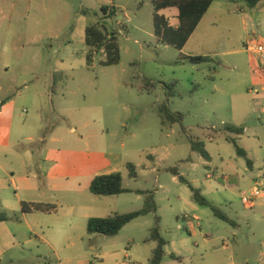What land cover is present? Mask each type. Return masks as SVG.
<instances>
[{
    "label": "rangeland",
    "instance_id": "1",
    "mask_svg": "<svg viewBox=\"0 0 264 264\" xmlns=\"http://www.w3.org/2000/svg\"><path fill=\"white\" fill-rule=\"evenodd\" d=\"M112 3L116 15L102 19L101 8ZM215 6L217 14L210 13L180 50L157 40L152 0H0V213H13L9 205L17 202L11 173L37 176L42 139L53 134L95 138L97 148L124 153L139 174L126 175L124 186L153 193L158 205L156 214L113 237L88 234L83 224L65 240L61 231L80 220L64 218L59 227L56 216L44 215L55 227L47 237L53 248L34 235L28 242L24 224L9 229L0 223V264H150L155 215L168 241L162 264H229L232 258L264 264V199L252 208L242 200L264 170V92H252L258 88L249 79L256 55L244 46L248 38L264 37V3L251 8L246 0H217ZM98 22L117 33L118 64L104 65L103 51L88 59L85 31ZM197 56L212 61L189 60ZM149 82L154 88L147 91ZM163 106L182 114V122L163 125ZM190 138L205 143L210 163L192 151ZM229 139L247 152L251 167ZM174 167L229 221L198 204L188 185L168 171ZM18 193L46 197L61 204L62 213L82 203L46 185ZM144 198L133 192L116 206L120 213L138 211ZM16 230L21 243L12 236Z\"/></svg>",
    "mask_w": 264,
    "mask_h": 264
},
{
    "label": "crops",
    "instance_id": "2",
    "mask_svg": "<svg viewBox=\"0 0 264 264\" xmlns=\"http://www.w3.org/2000/svg\"><path fill=\"white\" fill-rule=\"evenodd\" d=\"M235 1L237 0H233V1L230 0V2H235ZM216 3L217 0H215L212 3L208 12L202 18L200 24L210 13L217 14V12L219 11L217 7L219 6H215ZM262 3H264V0H260L257 3V5H255V7H258ZM112 7L117 8V5L112 3ZM239 10L245 12L246 8L242 6L240 7ZM165 12H167V15L163 14ZM159 14L163 15L168 20L170 17L173 18L176 24L173 25L171 24L172 22L169 21L171 22L170 24L174 27L178 26L179 10L177 7H169L166 9H162L159 11ZM200 24L198 26H200ZM255 60H256V64L252 67V72H250L249 74V79L252 81V83H254L255 86H258V88H264V71L260 69V63L257 59V56ZM7 69L8 67L4 68L5 71H7ZM262 92H264V90H262L258 94V97L261 96ZM262 98H264V95L261 96V99L259 101L260 103L263 101ZM2 106H5V104L3 103ZM2 106L0 108H2ZM42 140L43 143H45V145L40 150V165L38 168L39 174L37 176H31L30 174H26L17 177L13 175V173H11L12 177L10 178L9 182L12 184V186L17 192L16 193L17 202L16 203L13 202L12 204L9 205L10 208H12L11 210L13 213H6L13 219L3 222V223H8L9 229H14V226H11L14 222L24 224L28 230V237H29L28 242L31 241V238L34 235L37 236V238L40 241L47 243L49 246H51L50 241H48L47 237L50 236L48 235L49 231L54 230L55 227L43 218L44 215L56 216L57 220L55 223H57L56 225H58L59 227L60 224L63 223L62 221L64 218L69 217L70 220H75V221L79 219L81 225L77 223L75 225V223L72 224L69 222L68 223L69 230L61 231V238H64L65 240H69L73 236H76L75 235L76 228L77 229L80 228V230H82L83 224L87 226V222L90 218L107 217L114 213H120L118 211L119 210L118 207L116 206V203L119 202V197L133 193V189L124 186V188L132 190V192L118 196L105 197V196H96L92 194L90 192V186L93 179L99 175H109L113 173L122 172L123 177H125L126 175L128 176V173L124 170V164L128 162L124 153L120 151L112 152L109 149L97 148L96 143L98 142V139L95 138L93 139V141H91L90 138H85V137H80L77 139H71V138L69 139L64 135L56 136V134H53L49 139L44 137ZM79 141L80 143H84V144L80 145L78 143ZM55 143H63L65 145H63L64 147H58L55 145ZM179 174L184 177L183 173H179ZM174 180L178 181L179 177L174 176ZM45 185L47 186L48 190L54 193H59L60 196H63L65 194H71L77 197L78 200L81 201L82 203L81 204L71 203L69 204L70 210L68 212L62 213L63 207L61 206V204L60 205L52 204L51 201L46 199V197L44 199H42V197H39V199H23L20 197L18 193L20 192V190H22L25 193L36 192L40 190V186H45ZM123 185H124V180H123ZM134 192L136 193V191ZM136 194L141 196V194L138 193ZM23 202L43 204L49 207L51 211L49 212L34 211L32 213H22L21 208ZM17 212H19V215L16 214ZM75 212L78 213L77 217L72 214ZM18 232H19L18 230L14 231L12 233V236L15 238L16 243L18 242L21 243L22 241H17L18 238H21L19 237ZM20 236H22V234H20ZM79 236H81V234ZM166 247H165V251H166ZM51 248L53 247L51 246ZM227 248H229V245L227 246ZM123 264H127V263H123ZM229 264H238V263L232 258L230 259ZM246 264H249V262L246 261Z\"/></svg>",
    "mask_w": 264,
    "mask_h": 264
},
{
    "label": "trees",
    "instance_id": "3",
    "mask_svg": "<svg viewBox=\"0 0 264 264\" xmlns=\"http://www.w3.org/2000/svg\"><path fill=\"white\" fill-rule=\"evenodd\" d=\"M215 0H152L154 7V31L157 40L169 46H173L182 50L187 44L192 34L196 31L202 18L208 12L210 6ZM233 1V0H232ZM249 7H255L260 0H246ZM169 7H177L179 10L177 27L172 26L169 20L163 15L159 14V11ZM103 14L102 19L111 18L116 15L117 10L115 7L103 6L101 8ZM85 44L90 48L88 55L89 61L92 60L94 54L103 51L107 60L103 62L104 65H115L120 61V49L118 45V38L116 32L108 33L106 27L98 22L95 25L88 27L85 31ZM192 63L200 64L212 61L211 57H189ZM149 86L146 87L147 91L153 89L154 83L149 82ZM169 88L168 95L173 96L174 92ZM162 117V123L164 124H176L182 122V114H171L166 106H163L160 110ZM228 131L242 135L245 129L237 126H229L226 128ZM191 149L193 152L200 155L203 159L210 162L211 156L206 150L205 143L199 140L189 139ZM234 144L237 154L244 157L247 160L249 167L252 166L251 160L248 158V154L244 149H241L235 139H229ZM124 170L128 173L129 178L137 179L139 174L137 166L131 162L124 164ZM168 171L172 172L175 176L179 177V180L188 185L193 193V199L200 205L211 206L214 214L220 219L229 221L228 217L224 215L220 209L212 206L208 200L202 195L201 190L195 188L190 182H188L183 176L179 174L178 168H170ZM123 173H113L109 175L96 176L90 186V192L96 196H118L125 193L132 192V190L124 188L123 185ZM134 192V191H133ZM136 193L145 196L144 206L142 209L129 213H114L107 217H93L87 222L88 234H101L104 236L113 237L118 235L124 227L132 223L134 220L147 216L149 214H156L158 211V205L155 201L154 195L151 192L136 191ZM22 213H32L34 211L49 212L51 209L43 204L37 203H22ZM13 219L6 213H0V223ZM149 241L156 242V248L152 252L150 264H162V261L166 255L165 247L168 241L162 236L161 233V218L155 215L154 226L150 230ZM175 258L174 255H172Z\"/></svg>",
    "mask_w": 264,
    "mask_h": 264
},
{
    "label": "built area",
    "instance_id": "4",
    "mask_svg": "<svg viewBox=\"0 0 264 264\" xmlns=\"http://www.w3.org/2000/svg\"><path fill=\"white\" fill-rule=\"evenodd\" d=\"M245 48L257 56L260 69L264 71V37H257L255 35L249 38L245 44ZM262 90H264V88H255L252 92L259 94ZM262 110L264 112V108ZM259 199H264V170H260L258 178L254 181L253 188L248 194L244 195L242 200L247 207L252 208Z\"/></svg>",
    "mask_w": 264,
    "mask_h": 264
}]
</instances>
